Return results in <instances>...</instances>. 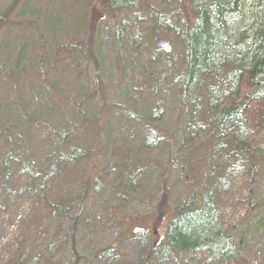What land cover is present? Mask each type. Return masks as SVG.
<instances>
[{
    "label": "rangeland",
    "instance_id": "obj_1",
    "mask_svg": "<svg viewBox=\"0 0 264 264\" xmlns=\"http://www.w3.org/2000/svg\"><path fill=\"white\" fill-rule=\"evenodd\" d=\"M81 1L84 0H0V15L11 10L10 22L0 28V61L11 66V73L15 66V72L21 74L20 77L32 75L42 41L43 44L45 41L46 46L53 39L55 43H66L75 36L82 37V20L85 16L81 11L79 14ZM150 2L161 15L167 17L162 20L160 30L163 39L171 46L169 58L164 50L156 46L149 47L148 32L152 25L150 14L125 16L121 12L116 13V17L113 16L114 12L102 13L100 8H96L92 22L95 32L90 51L78 53L76 58L73 55L72 60L57 71L64 96L57 101L61 109L47 116L46 122L52 128L59 129L72 121L78 127L74 138L81 132L74 105L88 96L89 103L83 108L82 116L91 117L89 122L93 121L103 110V92H96V89L99 83L104 88V107L111 111V116L102 131L105 150L98 161L93 163L83 159L79 163H72L69 159L56 156L50 147L55 144L50 141L43 126L45 120L38 122L42 126L22 130L20 136L14 138L16 148L13 149L12 159L18 166L12 171V181L3 183L1 189L4 191L0 190V206L3 205L2 192H7L9 199L5 210L0 207V264H10L21 244L25 255H40L46 264H75L78 258L81 260L78 264H108L102 256H94L98 250L106 247L117 249L122 255V264H141L145 257L142 242L151 241L157 245L171 220L170 211L164 215L160 212L158 218L152 216L155 207L163 200V193L168 191L171 194L170 203L175 207L178 203L190 202L193 194H200L206 188L207 177L212 175L209 165L203 166L205 176L201 179V185L184 186L177 180L176 173L166 186L160 181L161 173L164 174L161 166L164 167L167 155L173 151L175 156L190 146L185 142L189 129L183 124L179 125L187 114V108L182 107L180 98L174 92L177 78L186 68L187 56L182 15L177 11L176 0ZM54 14L60 24L54 25L55 30L54 26L46 29L45 19ZM21 50H24L22 54ZM88 52H92L89 63L84 61L85 53ZM17 64L19 67L16 68ZM151 72H168L167 83L158 87L156 92L143 87L144 78ZM36 82L37 77L34 79L35 85ZM9 83L13 87L12 92L10 85L0 84V96L3 99L16 92L18 98L14 102L19 103L20 98L29 100L30 84L23 79L20 87ZM37 90L36 87L35 92ZM116 106L136 109L142 117L150 115L149 112L157 106L165 115L162 126L172 129L177 125L178 130V140L171 151L165 144L151 153L140 154L147 168L136 179L135 186L129 188L122 187L128 183V176L109 165L120 157H115L114 151L127 153L129 150L138 156V150L142 149L140 139L146 131L139 132L140 119L127 121L123 111ZM263 116L264 103H258L245 115V120L250 121L249 142L260 156L256 162L244 158L229 173L226 169L225 172L230 174L227 182L230 185L226 190H220L218 196V225L230 237L238 260L228 258L218 262L209 254L197 251L180 257L170 255L168 264H264V129L260 124ZM11 125H15V122L11 121ZM209 136L212 135L203 134L200 137L204 142ZM27 140L29 151L24 146ZM82 142H86L84 135ZM89 144L92 145L91 142ZM213 156L216 160L217 155L214 153ZM218 161L222 166L226 163L225 158L221 159L222 162L220 158ZM53 168L61 171L65 177H61L60 173L58 176L51 175V181L46 184L49 199L54 200L63 189L76 188L78 194L73 204L82 207L75 247L69 241L61 243L56 233L60 225L58 221L63 222L68 229L70 221L55 219L44 209L37 216L35 213L39 206L33 201V170L48 169L54 173ZM78 171L84 181L87 174L91 177L98 173L101 178L88 183L90 187L85 193L82 184L87 183L78 180ZM134 188H138L137 191ZM53 203L61 206L60 201ZM78 211L73 209L71 212L75 215ZM136 228L143 229V232L134 234ZM159 258L158 255L155 261L158 262Z\"/></svg>",
    "mask_w": 264,
    "mask_h": 264
},
{
    "label": "trees",
    "instance_id": "obj_2",
    "mask_svg": "<svg viewBox=\"0 0 264 264\" xmlns=\"http://www.w3.org/2000/svg\"><path fill=\"white\" fill-rule=\"evenodd\" d=\"M176 2L177 11L182 15L187 65L177 78L174 92L180 98L182 107L187 108V114L179 125L183 124L189 129V138L187 137L185 142L190 146L175 156L173 151L167 155L164 167L161 166L164 174L161 173L160 181L166 186L171 176L176 173L177 180L184 186L201 185V179L205 176L203 174L205 165L211 166L212 175L207 177L209 180L206 182V188L200 194H193L190 202L187 200L173 207L170 203L171 194L168 191L163 193V200L155 207L152 216L158 218L170 211L171 220L157 245L151 241L142 242L145 257L141 264H168L170 255L180 257L197 251L209 254L218 262L228 258L238 260V253H235V249L231 246L230 237L222 226L218 225V196L220 190H226L230 185L227 183L230 177L228 173L235 170L238 162H243L244 158H248L249 162H256L260 156L259 151H254L249 142L250 121L245 120V115L258 103H264V0H176ZM79 6V14L81 11L85 16L82 20L81 35L82 37L88 35L87 37L75 36L72 41L66 43H55L52 38L53 40L46 46L45 41L44 44L42 41L34 64L36 65L34 73L24 78L15 72V66L11 73V66L0 61V84L10 85L9 82H12L13 86L20 87L22 79L30 84L27 101L20 98L19 103L14 102L18 98L16 92L11 93L7 99L0 96L2 122L0 190L4 191L1 189L3 183L12 181L14 177L12 171L18 166L12 159L13 149L16 148L14 138L20 136L22 130L42 126L39 121L45 120L43 125L45 131L50 141L55 144L50 147L58 157L69 159L72 163H79L83 159L95 163L104 153L105 141L102 131L108 124L111 111L104 107L106 94L101 83L96 92L98 90L103 92V100L101 99L103 110L96 119L89 122L91 117L82 116L83 108L89 103L88 96L74 105L80 121L81 132L78 137L74 138L78 127L72 121L65 123L59 129L52 128L46 122L47 116L50 117V114L53 115L61 109L57 101L64 96L57 71L64 66V63L71 61L73 55L76 58L78 53L90 51L91 39L95 32L92 22L96 8H100L102 13L114 12L113 16L116 17V13L121 12L125 16H133L135 13L150 14L152 25L148 32L149 47L156 46L154 45L156 36L164 38L160 24L167 17L161 15L150 0H84ZM10 13L11 10H6L0 15V28L10 22ZM58 20L55 14L48 16L45 19L46 29L59 25ZM22 51L24 50L20 51L21 54ZM91 53H85L84 61L89 63ZM166 55L169 58L170 52ZM17 67L19 64L16 65ZM35 77H37L36 85ZM167 79L168 72L165 74L151 72L144 78L143 87L156 92L158 87L167 83ZM10 87L12 92L13 87L11 85ZM36 87L37 92H35ZM116 108L123 111L127 121L140 119L139 132L146 131L140 139L142 149L138 150V156L133 155L129 150L127 153L114 151L115 157L118 155L120 157L117 160L115 158L109 165L110 168L117 169L120 174L128 176V183L122 187L129 188L135 186L136 179L147 168V163L140 154L151 153L152 150L165 144L171 151L178 140V130L177 125L172 129L162 126L161 122L165 115L157 106L145 117H142L136 109L123 106ZM11 121L15 122V125H11ZM260 124L264 129V116L260 119ZM203 134L212 136L205 138L203 142L200 137ZM83 135L85 144L82 142ZM90 142L92 145L89 144ZM24 146L29 151L28 140ZM214 153L217 155L216 160ZM219 158L220 161L225 158L226 163H223V166L219 161L217 162ZM53 169L54 173L48 169H36L33 170L35 173L32 172L33 201L39 206L35 213L37 216L44 209L55 219L70 221L69 229L63 222L58 221L60 225L56 233L61 243L69 241L75 247L82 207L80 204H73L74 197L78 194L76 188L63 189L54 200L49 199L46 184L51 181V175L58 176L60 173L61 177H65L61 171ZM226 169L228 173L225 172ZM79 171L76 173L78 180H81L83 177L79 175ZM100 178L101 174L98 173L91 177L87 174L85 181L82 179V183H87L82 184L83 191L87 193L90 182ZM137 189L133 190L137 191ZM49 192L53 193V191ZM1 198L3 205L1 204L0 207L5 210L6 203L9 205L7 192H2ZM57 201L61 202V206L53 203ZM73 209H78V214H72ZM160 212L163 213L160 215ZM158 255L160 258L157 262L155 259ZM94 256H102L108 264H122L123 260L122 255L114 247L98 250ZM13 259L10 264L12 261L14 264H46L40 255H30V253L25 255L23 244L19 246ZM79 260V258L75 260V264H78Z\"/></svg>",
    "mask_w": 264,
    "mask_h": 264
},
{
    "label": "water",
    "instance_id": "obj_3",
    "mask_svg": "<svg viewBox=\"0 0 264 264\" xmlns=\"http://www.w3.org/2000/svg\"><path fill=\"white\" fill-rule=\"evenodd\" d=\"M154 41H155L156 47H158L161 50H164L165 52H170L171 48H170L169 43L167 41H165L162 37L156 36ZM140 232H142V229H140V228H136L134 230V234H137Z\"/></svg>",
    "mask_w": 264,
    "mask_h": 264
}]
</instances>
